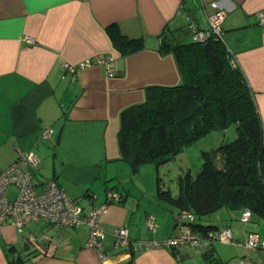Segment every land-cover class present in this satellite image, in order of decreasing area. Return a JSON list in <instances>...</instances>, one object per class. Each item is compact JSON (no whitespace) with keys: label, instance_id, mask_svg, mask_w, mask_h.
<instances>
[{"label":"crops","instance_id":"crops-1","mask_svg":"<svg viewBox=\"0 0 264 264\" xmlns=\"http://www.w3.org/2000/svg\"><path fill=\"white\" fill-rule=\"evenodd\" d=\"M216 1L227 13L223 32L230 31L229 41L224 37L223 43L229 58L243 70L264 131V24L260 23L264 0H0V173L20 152L32 150L40 158L52 154L54 166L59 162L66 169H82L76 177L85 189L69 184L60 172H54L48 180L56 179L85 211L104 204L106 190L116 189L107 186L108 177L101 169L111 162L117 167L122 164L117 137L121 112L143 103L151 87L183 83L174 54L160 52L162 35L170 30L179 38L181 30L193 20L190 14L199 29L207 30L208 14L215 11L211 3ZM117 31L123 43L128 38L143 39L144 47L123 53L114 44ZM26 38H32L33 43H27ZM101 55L113 58L114 76H109L106 64L95 62ZM87 62L91 65L72 71ZM50 128L52 135L44 136L43 131ZM41 162L34 177L45 183L48 180L37 179ZM103 177L102 186L99 183ZM98 185L104 189V196H94L95 203L91 204L87 195L98 191ZM141 191L139 198L144 200L135 205L136 212L133 202L124 198L109 205L100 222L108 233L126 227L131 242L144 240L150 246L138 251L133 246L116 248L113 236L108 235L103 243L108 264L227 261H218L206 248L181 246L176 257L166 246H153L151 243L164 242L178 232L176 211L158 212L152 205L145 209L146 200L153 197L148 189ZM12 192L17 193L15 188ZM149 213L156 215L155 231L147 228ZM249 221H240L245 226L242 239L234 236L232 220L230 226L217 221L232 230L240 242L233 243L234 247L243 248L245 258L246 233L264 240L259 233L246 230ZM23 231L33 234L30 242H25L14 225L0 226V264L100 262L95 249L85 247L87 226L58 227L41 222L29 223ZM43 236L49 240H36ZM257 249L264 251L260 247L252 251ZM212 250L215 253V245ZM15 255L22 260L11 263Z\"/></svg>","mask_w":264,"mask_h":264},{"label":"trees","instance_id":"trees-1","mask_svg":"<svg viewBox=\"0 0 264 264\" xmlns=\"http://www.w3.org/2000/svg\"><path fill=\"white\" fill-rule=\"evenodd\" d=\"M188 26L189 24L181 30L179 38L169 29L166 30L160 46V52L174 54L183 83L175 87H151L147 90L143 103L121 112L118 149L121 160L128 164L132 174H137L144 164L156 167L157 198L169 204L171 211H176L175 229H178L177 214L186 213L183 217V229L189 228L198 234L206 242V252L209 250L216 257L212 250L214 245L216 247V244L231 245L240 242H237L228 226H221V223L209 217L215 211L220 208L241 211L239 220L242 222L243 213L248 209L251 213L250 221L254 217L264 221V131L253 92L243 70L233 58H229V50L225 44L214 36L205 42H197ZM113 40L123 53L144 47L143 39L128 38L123 43L118 31ZM231 124H235L237 138L232 142L223 139L215 151H203V164L196 177L192 176L190 169L184 170L179 179L177 194L163 186L160 169L164 165L174 161L183 150L205 135L216 132L225 135ZM107 192L109 191L106 190L105 202ZM115 192L121 199L109 205L130 197L127 191L119 192L116 189ZM87 196L91 201L92 193ZM150 216L154 217L157 228L156 215L149 213L146 219ZM204 217L208 218L203 220ZM230 219L233 217L230 216ZM41 222L64 227L48 221ZM224 231L231 232V243L216 239ZM29 234L33 237L32 233ZM248 238L246 233L244 245ZM39 239L36 238L38 242ZM181 246L191 247L189 244L166 247L177 257V249ZM206 252L204 255L208 259ZM32 253L34 255L38 251ZM12 259L11 263L22 260L16 255ZM212 261L214 264L231 262Z\"/></svg>","mask_w":264,"mask_h":264},{"label":"built area","instance_id":"built-area-1","mask_svg":"<svg viewBox=\"0 0 264 264\" xmlns=\"http://www.w3.org/2000/svg\"><path fill=\"white\" fill-rule=\"evenodd\" d=\"M211 6L215 11L208 14L209 27L207 30L199 29L196 22L193 21L194 15L190 14V18L193 20L189 23V29L193 39L197 42H205L213 36L224 42L222 27L227 13L217 1L212 2ZM260 23L264 24L262 16ZM25 41L33 43L32 38H26ZM112 61L113 58L110 55H101L95 60L96 63L107 65V72L110 77L115 75L114 68L111 66ZM89 65H91V62L71 69L74 72ZM52 133L51 128L43 131L44 136L52 135ZM39 165L40 158L34 151L20 152L17 159L0 173V226L5 224L14 225L23 233L25 242H28L32 236L28 232H24L23 229L26 224L31 222L48 221L54 225L64 227L87 226L89 227V236L85 242V247L95 249L100 258L99 264H108V256L103 245L108 235L113 236L116 248L128 246H133L138 250L149 248L150 243L147 241L131 242L126 227H118L112 233H108L104 229L100 222V216L108 211L110 203L121 199L117 192H107L104 204L92 208L90 211H85L78 201L72 199L57 181L48 180L45 183H39L34 177V172L39 168ZM11 188H15L17 192L14 199L9 197ZM91 199L90 202L94 204L96 198L93 196ZM185 215L184 212L177 214L178 232L173 238L162 243L155 242L151 244L153 246L155 244L160 246L189 244L193 248H205L206 242L202 241L198 234H195L189 228L183 229V217ZM250 218V210L246 209L241 220L246 222ZM147 228L150 231L156 230L153 216L148 217ZM231 238L230 231H224L216 236L218 241L224 243H231ZM46 240H49V238L43 236L39 239V242L44 243ZM256 247L264 250V240L261 241L256 235L250 234L245 248L246 250H252ZM227 264H252V262L248 258L241 257L235 262Z\"/></svg>","mask_w":264,"mask_h":264},{"label":"rangeland","instance_id":"rangeland-1","mask_svg":"<svg viewBox=\"0 0 264 264\" xmlns=\"http://www.w3.org/2000/svg\"><path fill=\"white\" fill-rule=\"evenodd\" d=\"M229 30L222 34L223 39L229 41ZM225 41V40H224ZM237 138V132L235 124H231L225 132L223 133H213L210 135H205L203 138L198 140L196 143L188 146L183 152H181L174 161L164 165L160 169V178L165 185V188H169L173 194H177L179 191V179L183 176L184 170L190 169L191 174L193 177H196L197 173L200 170L201 164H203V160L201 158V154L203 151H215L218 148V145L225 139L226 142H232ZM23 149L26 150V148ZM28 150V149H27ZM23 151V152H29ZM40 158V157H39ZM42 159L41 167L39 172L37 173V179L39 181H46L51 179V176L54 172L59 173L60 175H65V179L68 181L69 184L74 186L78 185L81 188L85 189V185L83 183H79L76 177L77 171L82 170L79 168H70L65 167V164H60L59 162L56 163V166L53 164V157L52 154ZM48 160V161H47ZM122 164L120 166H114V163H110L104 165L101 171L106 175L108 178L106 180V184L113 189H118L119 191H127L130 195L129 199L133 202L134 207L133 210L136 212L135 205L141 203L144 200L139 198V193H144V188L148 189V193L152 194L153 198H148L145 202L147 204L145 209L149 208L151 205L157 209L158 212H165L170 210L171 206L167 203L160 201L157 197V170L153 164H144L140 167L139 172L137 174H132L131 169L125 162L121 161ZM181 175V176H180ZM47 182V181H46ZM104 177L102 178V182L99 183L103 186ZM66 183V182H64ZM67 184V183H66ZM118 188H115V187ZM14 189V188H11ZM9 197L14 199L17 193H11ZM116 191V190H115ZM93 196L99 197L100 199L104 196V189L100 188L98 185V191L92 193ZM102 201V200H101ZM83 205L86 201L83 200ZM230 216L233 217L232 228L234 231V236L236 238L242 239L244 234L245 226L240 222L239 218L241 216V211L238 210H227L226 208H220L215 211L211 216V218L217 219V221L227 222V225L230 226L229 222L231 221ZM208 217H204L205 220ZM247 231H255L259 233L261 238H264V221L258 217H254L252 221L248 222L246 225ZM130 238V236H129ZM223 239V238H222ZM133 241H141V240H133ZM235 245H223V244H216V258L218 261L220 260H227L225 262H235L239 258L243 257L245 250L239 246L234 247ZM203 249V248H199ZM248 254H246L247 258L252 262V264H264V251L261 250H247ZM199 255V253H196ZM201 256V255H199ZM194 259V258H193ZM261 261V262H260Z\"/></svg>","mask_w":264,"mask_h":264}]
</instances>
